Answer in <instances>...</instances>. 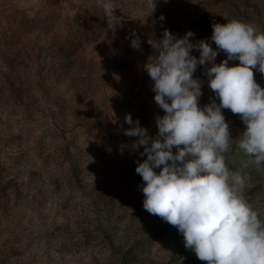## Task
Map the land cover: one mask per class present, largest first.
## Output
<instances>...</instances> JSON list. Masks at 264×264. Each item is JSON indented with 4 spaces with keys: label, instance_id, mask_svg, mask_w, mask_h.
<instances>
[{
    "label": "rangeland",
    "instance_id": "rangeland-1",
    "mask_svg": "<svg viewBox=\"0 0 264 264\" xmlns=\"http://www.w3.org/2000/svg\"><path fill=\"white\" fill-rule=\"evenodd\" d=\"M112 3L115 24L97 0H0V264H206L175 226L143 208L135 168L146 156L124 134L125 116L154 137L164 115L144 69L150 38L191 31V43L215 49L214 23L264 31V0ZM136 37L142 51L131 46ZM224 59L221 51L214 63ZM207 67L193 74L203 82L200 107L219 104ZM222 113L237 139L245 125ZM225 155L229 168L250 175L246 198L264 212V169L238 149Z\"/></svg>",
    "mask_w": 264,
    "mask_h": 264
},
{
    "label": "clouds",
    "instance_id": "clouds-1",
    "mask_svg": "<svg viewBox=\"0 0 264 264\" xmlns=\"http://www.w3.org/2000/svg\"><path fill=\"white\" fill-rule=\"evenodd\" d=\"M97 6L115 24L112 0H97ZM192 36L188 31L178 38L165 30L161 39L147 41L153 54L144 69L164 112L155 118L156 135L125 116L130 127L124 134L136 137L134 148L142 146L140 155L146 156L135 168L143 180V208L175 226L185 247L206 264H264V212L246 198L250 175L229 168L225 155L238 149L250 164L264 169V88L253 71L264 75V31L235 19L214 23L215 49L204 40L191 43ZM131 46L142 51L138 37ZM221 51L227 59L216 64ZM230 60L239 63L229 66ZM206 64L204 75L219 104L213 99L200 107L203 82L193 74ZM222 109L238 114L245 125L235 140Z\"/></svg>",
    "mask_w": 264,
    "mask_h": 264
}]
</instances>
